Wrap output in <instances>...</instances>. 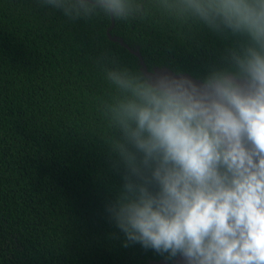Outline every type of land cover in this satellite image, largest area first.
Instances as JSON below:
<instances>
[{
	"label": "trees",
	"instance_id": "16d2710c",
	"mask_svg": "<svg viewBox=\"0 0 264 264\" xmlns=\"http://www.w3.org/2000/svg\"><path fill=\"white\" fill-rule=\"evenodd\" d=\"M134 3L126 18L73 20L40 0H0V264L165 260L125 247L106 211L122 180L104 142L99 104L113 93L105 72L140 70L108 32L148 69L193 75L230 40L179 14L173 0Z\"/></svg>",
	"mask_w": 264,
	"mask_h": 264
},
{
	"label": "clouds",
	"instance_id": "9594fccd",
	"mask_svg": "<svg viewBox=\"0 0 264 264\" xmlns=\"http://www.w3.org/2000/svg\"><path fill=\"white\" fill-rule=\"evenodd\" d=\"M70 19L126 18L134 0H40ZM230 43L200 75L123 67L99 104L122 183L106 207L166 261L264 264V0H173ZM235 38V39H233Z\"/></svg>",
	"mask_w": 264,
	"mask_h": 264
},
{
	"label": "water",
	"instance_id": "95a60500",
	"mask_svg": "<svg viewBox=\"0 0 264 264\" xmlns=\"http://www.w3.org/2000/svg\"><path fill=\"white\" fill-rule=\"evenodd\" d=\"M112 25H113V20H112ZM108 35L111 39L118 40L120 43L124 44L134 55L137 56L138 62L140 64V70L147 68L144 60L142 59L141 53L139 52V50L137 48L136 49L131 48L129 45L123 43V40L121 38H119L117 36H111V34L109 32H108ZM154 68H156L157 70H161V69L168 70V69H170L168 67H154ZM149 264H182V260L179 257H177V259L174 261V263H168L165 260H157V261H151Z\"/></svg>",
	"mask_w": 264,
	"mask_h": 264
}]
</instances>
